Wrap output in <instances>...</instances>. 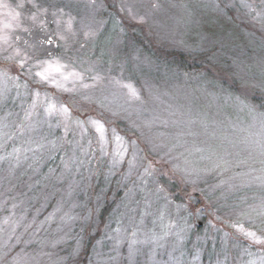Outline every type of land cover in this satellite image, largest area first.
Returning <instances> with one entry per match:
<instances>
[{
  "label": "rangeland",
  "instance_id": "rangeland-1",
  "mask_svg": "<svg viewBox=\"0 0 264 264\" xmlns=\"http://www.w3.org/2000/svg\"><path fill=\"white\" fill-rule=\"evenodd\" d=\"M7 97L0 264H264V0H0Z\"/></svg>",
  "mask_w": 264,
  "mask_h": 264
},
{
  "label": "trees",
  "instance_id": "trees-1",
  "mask_svg": "<svg viewBox=\"0 0 264 264\" xmlns=\"http://www.w3.org/2000/svg\"><path fill=\"white\" fill-rule=\"evenodd\" d=\"M230 14L232 15V17H235V12H233V11H230ZM156 58L158 59V60H160V64L162 63V61H166L167 60V58L168 59H170V62H168V64H166V63H164V64H166L167 66L166 67H168V68H170V67H174V65H181V66H183V65H185L186 64V62L184 61V60H186L185 59V56L184 55H182V56H180L179 58L177 57V56H174V57H167V55L166 54H164V56L163 55H159V56H156ZM188 61H190L188 58H187V64L189 65L188 67H190V68H192V69H196L197 68V62L196 63H193L192 61H190V62H188ZM174 63V64H173ZM171 65L170 67L168 66V65ZM186 67H187V65H186ZM170 69H172V68H170ZM16 87H13V86H10V89H11V91L12 92H14V89H15ZM10 92V91H9ZM9 97H7L6 99H2L1 100V102H0V122H1V125H0V127H1V130H3L4 132H6V131H8L9 130V132L11 131V133L9 134V135H15L14 133H15V131H16V133H19V131H20V127H21V125L23 124V122L25 121V117H24V115L22 116L21 115V112H20V114L18 113V110H16L15 112H13L14 110H13V108H12V104H10V99H8ZM28 106V105H27ZM27 106H24V107H26V108H24V109H27ZM15 107H18V106H15ZM21 108H22V106H21ZM8 111H11L9 114H8ZM13 112V113H12ZM7 117V118H6ZM15 118L17 119L18 118V121H16L15 122ZM20 122V123H19ZM15 130V131H14ZM51 134H53V133H51ZM25 136L26 135H23V137L22 138H25ZM53 137H54V141H53V146H54V142H56V141H58L59 143H60V146H58L57 148L56 147H54L55 148V151L54 152H51V149H52V145H51V149H49L50 151L49 152H47V153H45V155L47 156V154H48V156L45 158V161H44V166H43V169H42V174L46 177L47 176V178H46V181L48 180L49 182H50V180H53L52 178L54 177V175H58V173L61 171V169H62V167H63V161H64V159L63 158H66L67 156V152L65 151V149L66 148H64V146L62 147L61 145H62V143H61V140L59 139V136L58 135H53ZM5 139H6V137H5ZM4 139V140H5ZM3 140V141H4ZM64 152V153H63ZM27 156V155H26ZM21 158V157H20ZM17 160H18V157H15V158H13V157H11V159H9L8 161V163H10L11 164V171L13 172L14 171V169H15V165H16V162H17ZM0 161H2L1 160V158H0ZM4 163V161L3 162H0V164H3ZM5 164V163H4ZM31 170V169H30ZM24 181H26V182H28V183H30V182H34V180H30L29 181V172L28 171H26L25 172V175H24ZM55 181V180H54ZM21 183V179L19 178V177H17L16 178V180L14 181V185L12 186L13 187V189L16 191V192H20V190L22 189V186H20L19 184ZM28 186L31 188L30 189V192H32V193H34L35 194V189L34 188H32L33 186L32 185H30V184H27V188H28ZM112 188H113V190L115 191V189H114V186H112ZM111 188V189H112ZM40 189L39 188H37V191H39ZM100 189H98V191H99ZM111 192H113V191H111ZM115 192H117V190L115 191ZM120 192V191H119ZM216 192V191H215ZM221 192V194L223 193L222 191H220ZM20 194V193H19ZM115 194V197H116V195L117 196H119V194H116V193H114ZM214 194V193H213ZM35 196H37V194L35 195ZM78 196L80 197V204L81 205H83V204H85V203H87L86 201H85V199L80 195V193L78 194ZM65 197V196H64ZM90 197L88 196V199H89ZM90 200H92L91 198H90ZM215 200L216 199H214V201L213 200H211V202H215ZM57 202H58V199H52V201H50L49 202V207H48V209L45 211V214L47 213V212H51V209L53 208V206L55 207V205L57 204ZM216 202H217V200H216ZM63 203H65V202H63ZM62 203V204H63ZM66 204V203H65ZM107 204H108V202H105V204H104V209L101 211V216H100V219H102L103 221L105 220V219H107L108 218V216H109V214H110V207H108L107 206ZM219 204H222L221 202H219ZM223 204H224V207L223 208H230V207H228L226 204H225V201H223ZM175 205V204H174ZM171 206L175 209V207L173 206V204H171ZM176 206V205H175ZM230 212H231V210H230ZM176 213V212H175ZM184 216V215H183ZM43 217H45V215L44 216H42V218ZM189 221H191V219H190V217H189ZM179 236H181L180 238H182V235L180 234H176V233H174V235L173 236H171L169 239H171V240H173L174 238H176V237H179ZM15 253H13V254H10V256H12V255H14Z\"/></svg>",
  "mask_w": 264,
  "mask_h": 264
}]
</instances>
